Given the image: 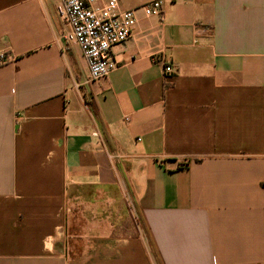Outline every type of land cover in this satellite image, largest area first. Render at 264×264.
I'll list each match as a JSON object with an SVG mask.
<instances>
[{
  "label": "crops",
  "instance_id": "obj_1",
  "mask_svg": "<svg viewBox=\"0 0 264 264\" xmlns=\"http://www.w3.org/2000/svg\"><path fill=\"white\" fill-rule=\"evenodd\" d=\"M150 1L93 80L61 0H0V264H264V0Z\"/></svg>",
  "mask_w": 264,
  "mask_h": 264
},
{
  "label": "built area",
  "instance_id": "obj_2",
  "mask_svg": "<svg viewBox=\"0 0 264 264\" xmlns=\"http://www.w3.org/2000/svg\"><path fill=\"white\" fill-rule=\"evenodd\" d=\"M100 1L107 4V10L97 7ZM118 0H61L59 15L70 27L64 40L78 45L90 69L91 78L107 77L116 67L112 50L125 43L133 35L137 23L135 10L117 11ZM148 16L164 17V1L153 0L143 6ZM7 60L2 56L1 62ZM165 72H172L171 66Z\"/></svg>",
  "mask_w": 264,
  "mask_h": 264
}]
</instances>
